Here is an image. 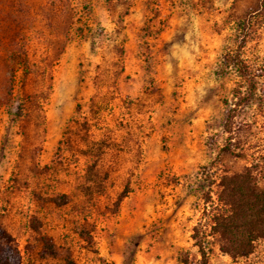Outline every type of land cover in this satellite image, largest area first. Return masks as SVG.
Masks as SVG:
<instances>
[{"label":"rangeland","instance_id":"374dc122","mask_svg":"<svg viewBox=\"0 0 264 264\" xmlns=\"http://www.w3.org/2000/svg\"><path fill=\"white\" fill-rule=\"evenodd\" d=\"M251 164L264 187L260 0H0V224L20 264H264V238L233 258L210 229L217 177Z\"/></svg>","mask_w":264,"mask_h":264},{"label":"trees","instance_id":"16d2710c","mask_svg":"<svg viewBox=\"0 0 264 264\" xmlns=\"http://www.w3.org/2000/svg\"><path fill=\"white\" fill-rule=\"evenodd\" d=\"M262 7L264 0H260ZM233 63L245 82L243 103H249L256 88V74L250 64L240 58L239 53L233 55ZM254 172L255 166L251 164L235 172L225 170L217 177L218 189L211 208L210 229L219 236L220 251L233 258L248 255L253 251L254 242L264 238V187L259 185ZM43 240L45 249L54 254L49 239ZM198 246L202 247L201 242ZM200 256L202 264H206L203 251ZM0 264H20L17 240L1 224Z\"/></svg>","mask_w":264,"mask_h":264}]
</instances>
